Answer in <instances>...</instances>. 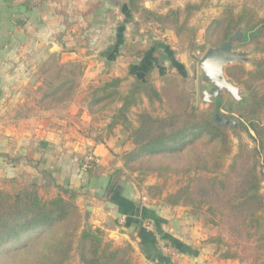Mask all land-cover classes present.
<instances>
[{"label": "trees", "instance_id": "16d2710c", "mask_svg": "<svg viewBox=\"0 0 264 264\" xmlns=\"http://www.w3.org/2000/svg\"><path fill=\"white\" fill-rule=\"evenodd\" d=\"M126 1L130 8L146 11L139 0ZM205 5V0L187 2L156 18L169 22L175 34L186 36L191 31L189 20ZM243 22L245 32L250 33L248 44L264 53V15L254 19L230 9L210 21L201 48L217 46ZM136 56L143 64L135 68L139 77L127 88L123 78L115 76L85 91L83 101L93 125L90 129H95L97 116L104 119L105 113L111 112L105 134L96 133L95 139L118 135L122 170L137 174L136 184L150 201H160L171 209L185 208L190 215L201 216L204 225L214 227L215 233L198 244L214 245L217 261L260 264L264 253V176L257 157L264 151V124L260 122L264 57L256 59L248 71L238 65L227 69V75L248 91L238 114L243 119L241 128L253 131L256 146L251 151L240 143L226 166L231 153L227 128L211 118L210 109L196 108L190 95L177 92L171 79L161 89L153 84L156 62L152 51L145 54L140 50ZM79 68L75 63L62 64L45 82L40 103L55 105L68 100L81 75ZM86 171L89 177H98L105 167L91 163ZM148 174L160 182L143 187ZM54 187L55 193L33 182L22 183L13 191L0 189V264H67L73 253L76 264H137L129 243L115 245L104 229L83 220L79 193L72 186L55 183Z\"/></svg>", "mask_w": 264, "mask_h": 264}, {"label": "crops", "instance_id": "0c3cea01", "mask_svg": "<svg viewBox=\"0 0 264 264\" xmlns=\"http://www.w3.org/2000/svg\"><path fill=\"white\" fill-rule=\"evenodd\" d=\"M118 6L119 0H111L107 7L120 19V12L126 16L130 6L127 1L122 11ZM85 9L87 0H0V189L13 191L36 180L70 185L79 193L83 219L104 229L115 244L129 243L137 264L198 263L202 248L212 249L211 245L198 247L201 226H192L191 218L179 209L146 199L134 175L125 174L116 157L120 148L113 140L117 142L118 135L96 140V134L88 133L90 116L85 107L79 111L81 124L79 117L68 119L71 109L59 116L39 101L41 80L35 77L39 55L45 48L53 53L55 43L67 44L57 42L55 34L66 30L64 18H71L69 12L83 15ZM119 27H107L95 64L86 67L89 79L97 75L100 63H119L115 55L121 41ZM124 70L117 68L113 77H121ZM32 100L36 105L30 104ZM86 147L105 167L98 177H89L81 165ZM165 246L178 253L171 255L163 250Z\"/></svg>", "mask_w": 264, "mask_h": 264}, {"label": "rangeland", "instance_id": "374dc122", "mask_svg": "<svg viewBox=\"0 0 264 264\" xmlns=\"http://www.w3.org/2000/svg\"><path fill=\"white\" fill-rule=\"evenodd\" d=\"M119 1L120 6H118V8H120L122 4H125L126 0ZM196 1L198 0H139L138 4L140 7H145L144 4H146V11H140L137 8L126 7L127 15L124 16L120 12L121 17L120 19H117L116 14H113L112 7H107L111 5V0H87V9L83 10V15H75V12H69L71 18H64V28H66V30L64 32L55 34V40L57 42L64 41L67 44H62V46L59 47L55 43L57 47H55L54 50H51L54 51L53 53L48 54L47 48H45L42 50V54L39 55L41 61L37 64L35 77L41 80V84L40 88L37 89V92H42L44 90L46 87L45 82L50 81L55 76L62 64H79L81 75L76 78V87L73 90V95L64 102L55 105L49 104L48 106L52 108L59 116L60 114L63 116V112L65 110L71 109L72 111L69 110L71 114L69 115L68 119L72 121L74 120L73 117H75V120H77L79 117V121H81V124H83L84 120L81 114H79V111H81V107H85L83 96L85 95L86 89L102 80L113 77V73L117 68L125 69L124 73L121 74V77L124 80L123 87L127 88L133 80L139 77L140 73L138 74L135 68H137V66L140 67V65L143 64V59H137L136 53L140 50H143L146 54L154 48L153 54L157 56V62L152 69L151 80L158 89H161L162 86H164L168 80L171 79V82H174L177 92H184L186 96H191V100L193 101L196 108L203 110L210 109L209 115L212 119L213 116H225L226 118L232 117L236 121L234 127H231L230 123L225 126V128L228 130L231 141V153L226 157L225 160V165L227 166L238 151V146L240 143L246 145V148L251 151L256 146V142L252 138L254 136L253 131L249 130V132H246L241 128L240 123L243 121V119L240 118L238 114L247 101L248 91L246 90L244 93V96L246 97L244 102L241 101L237 103L236 101L230 100L228 98H223L221 100H215L209 104H202L199 101L197 95L198 70L196 63L197 59L208 48H201V46L204 41L203 38L206 27L212 19L219 17L225 9H230L234 14L246 12L254 19L262 17L264 15V0H205L206 5L189 20V27L191 28V31L189 35L186 36L184 34H175L174 29L170 27L169 22H163L162 20L156 18V16L165 15L169 10H175L177 8L184 7L187 2ZM101 8L105 10L102 11ZM120 10L122 11V8H120ZM147 10H149L150 13H148L149 11ZM111 24L114 25L111 26ZM109 26L114 30H116L117 26H120L117 32L120 35L117 37H119L121 41L119 43L120 45H117V52L115 54L119 57V63H105V65H101L100 63L97 75L89 79V75L85 76L86 67L87 65L92 67V64H95L97 54L101 52V49L104 45V37L107 36L105 31ZM239 26H242V30L245 31L244 22ZM108 34L112 36L113 32L110 31ZM249 39L250 33L245 32L244 41L238 45L240 49L250 51L251 61L245 66L238 65L243 67V69L246 71L253 68V62L256 59L264 57V53L255 51L253 45L248 44ZM228 68L229 67L226 68V74ZM109 72H112V74L108 75ZM75 73H77V70ZM231 79L242 88H245L242 83L235 81L233 78ZM33 99L36 98L34 97ZM32 101L30 104L36 105V102L34 103V101ZM155 106H157V104ZM164 106H166V104ZM75 109L77 111H75ZM110 114L111 112L107 111L105 113L104 119H102V116H97L98 120L96 123H94L95 129H90L93 125H89L88 133H100L101 135H104V128L109 120L108 116ZM260 122L264 124V113L263 117L260 119ZM100 128H102V132ZM118 130H120V127L116 128V132H118ZM115 136L116 135H112V138L114 137L113 139H115ZM125 136L126 134L122 135L123 138H125ZM113 143L117 144L120 148L119 152L116 154L117 159H119L121 152L120 143L119 141L115 142V140H113ZM125 147L128 148L129 145H126ZM88 153H92L94 156H96L89 148L86 147L85 152H83L81 156L82 166L85 156L89 155ZM257 161L259 164L258 167L264 176V151L258 155ZM125 174L134 175V179L136 180V173L129 174L125 172ZM144 178L145 180L142 185L143 187L160 182V180L152 174H148ZM41 181L42 180L29 182L43 186L44 191H49L50 193L56 192L54 181ZM169 182L171 188L172 182L171 180H169ZM261 186V192L264 193V179L261 183ZM140 190L143 191V195L146 197V199L150 201V199L145 195V190L141 188ZM154 202L162 203L157 200ZM172 209H179L180 212L183 211L184 214L190 217L191 221H193L191 223L192 226H201L199 240L215 233L216 229L214 227L203 224L201 216H192L186 211L185 208L182 207ZM113 244L115 243L113 242ZM208 245H211L212 249L210 247L208 252L204 251L206 248L204 249L202 247H207ZM198 247L203 249L201 253L204 254L198 258L197 261L199 262H196L195 264H239L237 261L230 263L217 261L216 255L213 254L215 246L212 244H198ZM183 258L184 257H178V259L182 260ZM76 263L77 257L75 253H73L67 264ZM189 263H193V261H189L188 264ZM260 264H264V253L262 259L260 260Z\"/></svg>", "mask_w": 264, "mask_h": 264}, {"label": "water", "instance_id": "95a60500", "mask_svg": "<svg viewBox=\"0 0 264 264\" xmlns=\"http://www.w3.org/2000/svg\"><path fill=\"white\" fill-rule=\"evenodd\" d=\"M245 31L239 26L232 34L217 46H209L197 59V95L202 104H209L217 99L228 98L237 103L245 101V88L235 83L226 74V68L233 65L245 66L251 61L250 51L240 49L238 45L244 41ZM213 120L221 126L235 120L225 116H213Z\"/></svg>", "mask_w": 264, "mask_h": 264}, {"label": "built area", "instance_id": "2783aa9c", "mask_svg": "<svg viewBox=\"0 0 264 264\" xmlns=\"http://www.w3.org/2000/svg\"><path fill=\"white\" fill-rule=\"evenodd\" d=\"M89 155H86L83 162L84 169L88 168L91 163H99V160L96 156H94L92 153H88ZM163 250L170 253L171 255H174L176 252L173 248L169 246L163 247Z\"/></svg>", "mask_w": 264, "mask_h": 264}, {"label": "flooded vegetation", "instance_id": "af4514ba", "mask_svg": "<svg viewBox=\"0 0 264 264\" xmlns=\"http://www.w3.org/2000/svg\"><path fill=\"white\" fill-rule=\"evenodd\" d=\"M218 100V99H217ZM220 100V99H219Z\"/></svg>", "mask_w": 264, "mask_h": 264}]
</instances>
